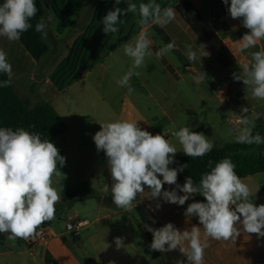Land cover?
Returning <instances> with one entry per match:
<instances>
[{"label":"clouds","instance_id":"obj_1","mask_svg":"<svg viewBox=\"0 0 264 264\" xmlns=\"http://www.w3.org/2000/svg\"><path fill=\"white\" fill-rule=\"evenodd\" d=\"M120 2L116 0L117 5ZM223 3L228 6L230 17L240 19L248 30L238 42L241 52L264 40V0H230V5L229 0H223ZM37 13L35 0H4L0 4V37L9 42L19 41L22 33L32 28L30 21ZM128 13L138 15L136 23L140 32L123 45L124 54L132 60V67L117 80V84L131 92L130 80L133 75H139L135 69L145 66L146 57L155 55L160 59L176 47L173 40L153 53V41L146 29L149 25L166 27L176 18L177 12L171 4L162 7L155 0L138 5L128 0L126 8L116 6L106 13L101 20L102 31L107 35L117 33L118 25L124 22L121 17ZM52 19L51 15L47 19L41 17L35 31L46 37ZM186 47L187 59L196 61L197 53L190 45ZM207 55L209 53L204 51L203 56ZM240 69L232 74L233 79L242 81L251 90L253 99L264 100V50L252 52L251 62L244 63ZM0 74L8 77L0 81V87L10 86L12 65L2 49ZM205 77L203 72L200 79ZM248 113V107L241 108V115L235 120L240 127L229 129L228 134L234 136L239 144L262 145L264 136L259 132L253 133L258 114L253 112L249 116ZM228 114L230 117L233 112ZM99 124L100 130L92 139L97 152H104L112 178L111 185L105 184L101 191L104 196L111 195L117 208L131 211L138 196L157 201L162 199L178 206H184L196 195L204 197L203 201L188 203L184 211L186 218L197 217L200 226L192 225L180 230L172 222L159 228L144 224L145 230L152 234L150 250L160 253L178 251L185 259L177 260L176 264H205V250L210 246V238L235 242L242 231L256 234L258 238L264 237V204L257 206L253 202L248 184L237 174L230 157L219 160L214 167L209 160L211 170L201 175L199 183L192 176H187L181 185L177 182L178 174L188 168V164L170 167L175 163L178 150L165 134L154 135L131 120L118 119ZM173 135L182 146L184 155L190 158L204 157L214 147L208 136L193 131L190 126L181 127ZM65 161L55 143L41 139L40 133L24 127L15 130L0 127V233L8 234L9 241L35 240L42 235L40 226L56 218V205L61 197L53 187L52 177L61 175L57 165L63 166ZM165 184L175 187L166 190ZM160 207L157 202L156 209ZM114 245L117 250L123 248L124 237H114ZM112 246L107 242L104 244L105 250Z\"/></svg>","mask_w":264,"mask_h":264},{"label":"crops","instance_id":"obj_2","mask_svg":"<svg viewBox=\"0 0 264 264\" xmlns=\"http://www.w3.org/2000/svg\"><path fill=\"white\" fill-rule=\"evenodd\" d=\"M183 1L185 0H155L162 7L171 4L175 8ZM189 1L232 52L236 63L229 68H223L205 46H200L202 44L197 36L177 11L176 18L166 27L149 25L146 29L149 38L153 41L151 50L155 53L159 49L158 38L165 44L174 40L176 47L172 50L173 54L186 70L195 71L198 85L208 92L206 97L208 102L223 107L227 114L233 112L234 116L241 115L242 107H248L249 111L256 110L258 116L264 115L260 107L252 104L251 98L247 96L245 90L249 88L244 89L243 82L240 85L235 84L230 74V69L234 67L240 69L244 63H250L252 52L264 50V40L258 41L254 48L241 52L238 49V42L248 30L242 26L240 19L230 17L227 11L228 6L223 3V0ZM3 2L4 0H0V4ZM35 2L38 13L30 21L32 28L22 33L21 39L16 42H9L5 37H0V49L6 52L7 59L12 65L11 85L19 97L28 100L31 106L42 102L52 103L67 124L68 131L59 138L60 144V140L66 137L74 140L76 146H79L80 139L100 130L99 123L112 122V118L131 119L133 113L141 115L128 95V88L117 84V80L123 76L120 69L121 56H124L131 65L126 66L127 72L132 67V60L124 54L123 45L139 34L140 27L136 23L139 17L133 13L122 16L121 19L124 22L118 25L119 31L115 34H105L101 24L102 18L109 10H113L116 6L126 8L128 0H121L119 5L116 4V0H49V2L35 0ZM131 2L138 5L147 3L149 0H131ZM49 15L53 19L49 22L47 36L43 37L41 33L35 31V25L41 17L47 19ZM163 35L168 40H165ZM188 45L197 53L196 61L187 59L185 53L188 51L186 47ZM204 51L209 55L203 56ZM162 58L166 60L165 57ZM203 72L206 77L201 80L200 76ZM130 86L132 91L137 90V86L132 85V78ZM229 98L233 100L230 104H228ZM157 124L159 129L160 124ZM62 148V155H64V147ZM258 174L242 179L250 189L255 191L257 189L262 196L260 198L264 200V184H258L255 181ZM261 174L264 175V172ZM90 176L94 177V174L91 173ZM159 178L162 179V177ZM111 183L112 181L108 185L110 186ZM174 187L175 185H164L166 190ZM178 194L182 193L178 192ZM99 196L101 198L97 205V220L103 219L113 225L120 221H112V219L121 215L124 221L127 211L105 207L104 195L99 193ZM139 197L162 226L168 222H172L180 230L190 228L192 225L200 226L197 217L184 216L188 203L193 200L202 201L198 195L190 198L184 206L165 203L162 199L157 201L149 200L144 196ZM157 202L161 204L159 209H156ZM134 208L135 205L131 211H134ZM71 213L75 212L70 211L67 217ZM78 218L88 222L82 230L92 225L87 218L81 219L80 216ZM137 222L139 223L138 219ZM119 225H113L114 230L110 232L111 236L108 238L109 244L114 245V237L122 236L123 222ZM50 227L53 235L47 241L38 242L32 246L38 258L46 264H84L65 239L66 233L52 226V221ZM140 228H142L141 225ZM201 233H203L202 227ZM124 237L130 238V235ZM209 245L205 250V264H264V237L258 238L256 234H247L242 231L235 242L216 241L210 238ZM17 246L19 250L22 247L19 244ZM127 247L133 248V245L130 243ZM127 247L124 246L129 252ZM104 251L105 248L101 249L96 256L100 259V254ZM134 259L136 260L135 257Z\"/></svg>","mask_w":264,"mask_h":264},{"label":"rangeland","instance_id":"obj_3","mask_svg":"<svg viewBox=\"0 0 264 264\" xmlns=\"http://www.w3.org/2000/svg\"><path fill=\"white\" fill-rule=\"evenodd\" d=\"M158 42L160 49L165 43L159 38ZM164 57L166 60L156 59L155 55L146 57L145 66L135 69L139 75L132 76V85L137 86V90L129 92L128 95L141 115L133 113L131 119L125 118L124 120L137 121L142 129L152 134L155 132L165 134L166 138L170 139L177 148L176 155L183 154V152L182 146L173 133L184 126H190L193 131L203 132L213 142L214 147H222L235 141L234 136L229 135L228 131L238 127L230 126L227 121L228 114L223 107L207 101L208 92L198 85L195 71L186 70L172 51ZM121 58L122 62L119 65L121 75H124L127 67L131 65L124 56ZM239 71L241 70L238 67H234L230 69V74L232 76L233 73ZM233 82L240 85L242 81L233 79ZM245 92L251 98V103L259 106L260 111L264 112V100L253 99L250 89ZM232 102L233 100L229 98L228 104ZM234 114L238 115V113ZM115 120L118 119L112 118V121ZM157 123L160 124L159 129H157ZM93 135H86L80 139L79 146H76L74 140L66 137L60 140L65 151L62 156L66 158V161L63 166L57 165L61 175L52 177L53 187L57 188L61 197L60 203L56 205V218L52 220V226L66 233L65 239L84 264H102L96 255L104 248L105 242H110L108 238L111 236L110 232L114 230L113 225L120 226L119 223L123 222L124 228L120 237L130 235V238H126L127 240L124 237L125 247L130 243L133 245V248L128 249L127 247V249L139 264H162V261L156 258L155 251L149 249L151 242L145 231L140 228L137 222L138 216L134 211L125 212L128 214L124 216V221L121 215L113 218L112 221L119 220L120 222L112 225L103 219L102 221L97 220L98 197L76 202L72 208L62 205L61 193L65 188L78 187L87 180L94 186L99 196L103 186L112 181L107 167V158L103 151L97 152L92 139ZM91 173L94 177L90 176ZM263 176L261 173L258 174L255 181L258 184H264ZM250 190L253 194V202L257 206L264 204V200L260 198L262 197L260 192L257 189L256 191ZM70 211L75 212L81 219L87 218L92 223L88 228L81 230L80 237H74L66 232L65 219L68 218L67 214ZM7 235L0 233V264H46L32 249L33 244L22 239L9 241ZM17 243L22 246L20 250Z\"/></svg>","mask_w":264,"mask_h":264},{"label":"trees","instance_id":"obj_4","mask_svg":"<svg viewBox=\"0 0 264 264\" xmlns=\"http://www.w3.org/2000/svg\"><path fill=\"white\" fill-rule=\"evenodd\" d=\"M39 11L42 12L41 8H39ZM176 11L187 25H189L199 42L207 48L211 56L223 68H229L236 63L235 56L192 2L189 0L181 2L177 6ZM163 37L165 40H168L165 35ZM6 79H8L6 75L0 74V81ZM0 127H11L13 130L17 127H24L31 132H38L41 135V139H49L55 143L60 150V154H63V148L59 142V138L68 131V127L53 104L50 102H42L31 106L28 100L19 97L11 84L8 87H0ZM256 132L264 136V115L258 116L255 121L253 133L255 134ZM263 151L264 144L259 146L244 145L233 141L222 147H213L209 153L200 158H190L184 155V153L176 155L175 163L170 165V167L188 164V168L178 174L177 182L182 185L185 177L192 176L194 181L199 183L201 175L211 170L208 164L209 160L212 161L211 166L214 167L215 163L219 160L230 157L236 165L235 170L237 174L241 178H246L264 172ZM61 195L62 205H67L69 208H72L76 202L81 200L93 197L101 198L97 196L95 188L88 181L82 182L80 186L75 188H65L62 190ZM198 196L202 201L204 200V197ZM104 204L111 209H119L114 205L111 195L104 196ZM134 205V211L138 216V221L145 231L148 240L151 242L152 234L145 230L144 224H148L154 228L162 227V225L139 196L134 201ZM50 224L51 221L45 222L40 228L50 226ZM155 255L162 261V264H176L177 260L185 259L178 251L167 253L155 251ZM100 261L103 264H138L124 247L117 250L115 245L100 254Z\"/></svg>","mask_w":264,"mask_h":264},{"label":"built area","instance_id":"obj_5","mask_svg":"<svg viewBox=\"0 0 264 264\" xmlns=\"http://www.w3.org/2000/svg\"><path fill=\"white\" fill-rule=\"evenodd\" d=\"M253 112L256 113V110L249 111L248 115L251 116ZM239 117L240 116H234V115L228 117L229 124L232 127H240V125H237L235 123V120L238 119ZM87 224L88 222L80 220L75 213H71L66 219L65 229L66 232L72 234L74 237H80L82 228L85 227ZM39 231H41L42 235L40 237H37L35 240L32 239L27 240L29 244L34 245L38 242H45L53 235V231L50 226L41 227Z\"/></svg>","mask_w":264,"mask_h":264}]
</instances>
